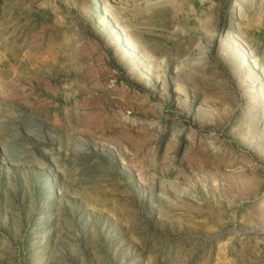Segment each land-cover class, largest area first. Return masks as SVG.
<instances>
[{
    "label": "rangeland",
    "instance_id": "1",
    "mask_svg": "<svg viewBox=\"0 0 264 264\" xmlns=\"http://www.w3.org/2000/svg\"><path fill=\"white\" fill-rule=\"evenodd\" d=\"M66 1L0 0V264H264V0Z\"/></svg>",
    "mask_w": 264,
    "mask_h": 264
},
{
    "label": "crops",
    "instance_id": "2",
    "mask_svg": "<svg viewBox=\"0 0 264 264\" xmlns=\"http://www.w3.org/2000/svg\"><path fill=\"white\" fill-rule=\"evenodd\" d=\"M90 1H92V3L95 1V0H90ZM99 1V0H98ZM17 2H18V0H17ZM73 3V0H67L66 1V4L67 5H71ZM22 5V4H21ZM62 5H65V0H59V4H58V6H57V8H55V13H58L59 11H63L62 10V7H60V6H62ZM72 7V6H71ZM60 8V9H59ZM64 8V7H63ZM74 9H75V7H73ZM64 9H66V8H64ZM76 10V12H75V14L77 13L80 17H79V19L78 20H80V21H86L85 19H87V17H83L82 15L83 14H81V12L78 10V8H76L75 9ZM97 10H98V8H97ZM101 17L103 18V12H102V14H101ZM73 18H74V15L71 13L70 15H64L63 17H59V18H55L56 20H59V19H62L63 20V25H64V27H69L67 24H66V22H72V20H73ZM88 20V19H87ZM60 21V20H59Z\"/></svg>",
    "mask_w": 264,
    "mask_h": 264
}]
</instances>
